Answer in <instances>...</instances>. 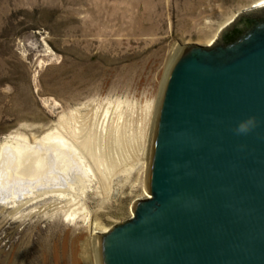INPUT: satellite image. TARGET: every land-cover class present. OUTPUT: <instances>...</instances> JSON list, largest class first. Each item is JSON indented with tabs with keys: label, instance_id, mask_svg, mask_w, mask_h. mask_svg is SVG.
<instances>
[{
	"label": "rangeland",
	"instance_id": "1",
	"mask_svg": "<svg viewBox=\"0 0 264 264\" xmlns=\"http://www.w3.org/2000/svg\"><path fill=\"white\" fill-rule=\"evenodd\" d=\"M257 1L0 0V151L75 111L94 134L119 133L101 140L111 174L94 170L84 191L75 179L66 197L0 202V264H101V234L146 198L157 108L183 46L213 44Z\"/></svg>",
	"mask_w": 264,
	"mask_h": 264
},
{
	"label": "water",
	"instance_id": "2",
	"mask_svg": "<svg viewBox=\"0 0 264 264\" xmlns=\"http://www.w3.org/2000/svg\"><path fill=\"white\" fill-rule=\"evenodd\" d=\"M254 9L213 44L183 46L157 119L151 197L101 234V264H264V8ZM249 118L254 128L237 134Z\"/></svg>",
	"mask_w": 264,
	"mask_h": 264
},
{
	"label": "bare ground",
	"instance_id": "3",
	"mask_svg": "<svg viewBox=\"0 0 264 264\" xmlns=\"http://www.w3.org/2000/svg\"><path fill=\"white\" fill-rule=\"evenodd\" d=\"M252 8L263 9L264 0L255 2L249 9ZM157 110L159 114L160 109L157 108ZM68 116L70 117L61 116L56 126L39 138L29 140L19 135L11 137L2 146L0 151V202L7 203L19 198L25 206L46 195L59 194L60 197H66L74 189L75 179L79 181V185L77 184L79 188L84 191L90 174L94 170L101 178H106L107 174H111V168L115 166V163L105 161V155L100 152V146L104 138L102 135L106 132L105 136L109 133L119 136L117 129H107L105 125V132L94 134V130L86 124V119L79 120L78 111ZM148 150H152V145ZM88 159L90 161H87ZM144 196L151 197L146 191ZM76 216L77 212L70 215L72 219Z\"/></svg>",
	"mask_w": 264,
	"mask_h": 264
},
{
	"label": "clouds",
	"instance_id": "4",
	"mask_svg": "<svg viewBox=\"0 0 264 264\" xmlns=\"http://www.w3.org/2000/svg\"><path fill=\"white\" fill-rule=\"evenodd\" d=\"M254 126H255V120L253 118H249L238 124L236 128V132L237 134H247L254 128Z\"/></svg>",
	"mask_w": 264,
	"mask_h": 264
}]
</instances>
